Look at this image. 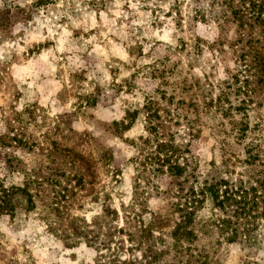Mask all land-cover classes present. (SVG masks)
Returning a JSON list of instances; mask_svg holds the SVG:
<instances>
[{
  "label": "rangeland",
  "instance_id": "obj_1",
  "mask_svg": "<svg viewBox=\"0 0 264 264\" xmlns=\"http://www.w3.org/2000/svg\"><path fill=\"white\" fill-rule=\"evenodd\" d=\"M146 104L181 178L143 163L145 113L122 128ZM0 178L36 205L0 217V264H264L208 201L172 234L206 180L264 195V0H0Z\"/></svg>",
  "mask_w": 264,
  "mask_h": 264
},
{
  "label": "trees",
  "instance_id": "obj_2",
  "mask_svg": "<svg viewBox=\"0 0 264 264\" xmlns=\"http://www.w3.org/2000/svg\"><path fill=\"white\" fill-rule=\"evenodd\" d=\"M139 112L145 113V120L148 123L147 130H149L150 135L154 133L155 138V150L145 157L143 163L150 165L151 169H154L153 173H166L172 178H181L188 167V161L182 155L183 151L187 152V150H182L177 146L172 134L169 135V138L161 140L157 126L152 124L153 118L159 119V117L156 113L153 114L149 105L146 104L140 110L129 112L127 115L129 122L127 124L122 123V128H129ZM148 140L147 136L145 142H148ZM180 159H184V161L180 162ZM27 179L21 185L11 184L7 186L4 180L0 178V217L8 215L10 219H14L29 216L30 212L35 211L34 194L31 192L32 181L27 182ZM179 185L181 184L179 183ZM251 190L250 195L244 188L231 186L229 181L223 178L216 181L206 180L198 190L189 188L183 194L185 199L182 209H179L180 220L176 223L172 232L173 237L176 241H180L183 237L189 240L188 237L192 233L189 230V225L192 223L196 207L199 203L208 201L211 212L208 220L218 227L220 234L228 243L240 242L243 247L248 249H258L261 245L264 247V231L262 233L258 232V225L264 228V208L261 211L256 210L254 212L257 201L259 198H264V195L259 197L256 192L257 189L251 188ZM52 203L54 202H51V205ZM104 211L106 216H117V212L109 207H106ZM259 220L262 222L259 223ZM76 230H79L77 235L87 239L88 242L97 240L95 235L89 237V232L87 234L84 230L77 228ZM141 230L145 233L143 237L147 240L146 232L149 234L150 228L145 227ZM119 232H121V229ZM106 235L108 241H110V234ZM102 243L105 245L107 241ZM201 264H206V262L202 261Z\"/></svg>",
  "mask_w": 264,
  "mask_h": 264
}]
</instances>
